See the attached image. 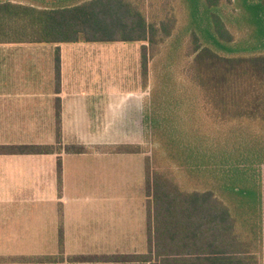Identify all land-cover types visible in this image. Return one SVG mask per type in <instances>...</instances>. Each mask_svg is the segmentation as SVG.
<instances>
[{"label": "trees", "instance_id": "trees-1", "mask_svg": "<svg viewBox=\"0 0 264 264\" xmlns=\"http://www.w3.org/2000/svg\"><path fill=\"white\" fill-rule=\"evenodd\" d=\"M4 31L19 34L0 42H142L145 89L152 63L161 62L144 101V138L152 144L151 156H144L146 250L66 260L59 228L56 255L0 264H264V0H61L51 7L4 1ZM54 61L58 91V49ZM55 103L54 145L1 150L60 152L58 98ZM199 122L209 124L203 137ZM56 178L60 187L59 157Z\"/></svg>", "mask_w": 264, "mask_h": 264}, {"label": "crops", "instance_id": "crops-1", "mask_svg": "<svg viewBox=\"0 0 264 264\" xmlns=\"http://www.w3.org/2000/svg\"><path fill=\"white\" fill-rule=\"evenodd\" d=\"M113 42L127 46L116 70L111 60L107 62V50L100 49ZM141 44L0 42V242L23 234L32 244L28 248L42 249L45 225L53 228L47 233L58 234L61 228L66 249L69 226H75L70 200L102 197V192L119 197L115 179L126 191L125 197L135 186L144 202V153L105 149L119 145L143 148L146 89L140 78ZM108 53L113 57L115 52L111 49ZM56 98L60 105V152L20 154L1 150L17 145H54ZM72 146L86 151H66L65 147ZM58 157L60 187L56 178ZM119 167L123 171L116 174ZM58 212L62 213L61 223ZM10 218L15 220V227L6 232L8 227L1 226ZM56 244L58 247V237Z\"/></svg>", "mask_w": 264, "mask_h": 264}, {"label": "rangeland", "instance_id": "rangeland-1", "mask_svg": "<svg viewBox=\"0 0 264 264\" xmlns=\"http://www.w3.org/2000/svg\"><path fill=\"white\" fill-rule=\"evenodd\" d=\"M11 1L18 2L22 4H30L36 7H51L61 2V0H0V2ZM19 33L14 31H4L0 34V37H11L17 36ZM102 44V43H101ZM100 44V45H101ZM110 46L103 47L100 49L107 50L106 59L113 63V70H116V62L125 55L123 51L127 46H122L121 43L113 42L110 43ZM127 44H130L127 42ZM92 47L93 49H99ZM100 47V46H99ZM113 49V57L109 55V51ZM174 56L181 55V52L176 54L172 52ZM167 55V51L165 52ZM161 62L156 60L152 63V72H149L148 78V87L146 89V95L150 87L154 84L156 75H157V66L156 64ZM178 73H175L176 76ZM116 75V73H115ZM124 81V80H123ZM202 124V125H201ZM199 131H197L199 137H203V134L208 133L209 124L203 126L202 122L197 123ZM205 132V133H204ZM150 143V144H149ZM151 141H145L143 148H146L144 156H151ZM152 161V160H151ZM165 167L169 166V169H172L173 172L181 176V173L175 171V166L167 164V161H163ZM160 169H164V166H160ZM168 169V168H167ZM122 167L115 170L116 174L122 173ZM183 181V180H182ZM114 184L118 185L117 190L118 194L121 196H107L108 193L102 192V197H75L69 205L72 207V217L75 221V226H69V232L67 236L66 249L63 250V255L66 260H68L73 255L85 254H110V253H131V252H144L146 250V241H145V200L143 202L142 197L136 191V187L129 188L132 185L128 186L129 188V197H125L126 191L120 185L119 179L114 180ZM122 190V191H120ZM69 201V202H70ZM74 201V202H73ZM144 203V204H143ZM59 216L57 221L62 222V213L58 212ZM9 219L7 223L2 224L1 227L6 228V232L9 228L15 227V220ZM45 222V220H44ZM10 225V226H9ZM47 226L44 225V244L42 249L38 248H28L32 245L30 242L25 241L23 234H13L16 238H6L0 242V260H7L12 258H18L23 255L25 257L47 255V254H57L58 248L56 247V240L58 234L56 233H47ZM53 230V228L51 229ZM11 235V233H10ZM19 238V239H18ZM59 245V244H58ZM25 246H27L25 248Z\"/></svg>", "mask_w": 264, "mask_h": 264}]
</instances>
